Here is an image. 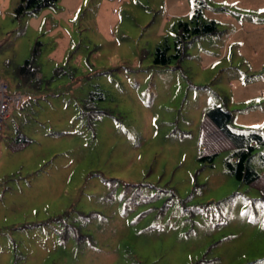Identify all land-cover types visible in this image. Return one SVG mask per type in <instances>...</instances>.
I'll list each match as a JSON object with an SVG mask.
<instances>
[{
  "label": "rangeland",
  "instance_id": "rangeland-1",
  "mask_svg": "<svg viewBox=\"0 0 264 264\" xmlns=\"http://www.w3.org/2000/svg\"><path fill=\"white\" fill-rule=\"evenodd\" d=\"M19 2L0 0V80L22 97L0 137V264H264V194L231 151L200 161L210 108L264 137V0H59L20 20ZM196 10L218 32L156 66Z\"/></svg>",
  "mask_w": 264,
  "mask_h": 264
},
{
  "label": "trees",
  "instance_id": "trees-1",
  "mask_svg": "<svg viewBox=\"0 0 264 264\" xmlns=\"http://www.w3.org/2000/svg\"><path fill=\"white\" fill-rule=\"evenodd\" d=\"M58 1L20 0L15 9V16L20 20L26 16L36 15L44 9L54 7ZM201 17V10H196L194 23L181 22L179 24L174 47L166 43L164 46L156 48L154 54V64L156 66H169L173 59L180 62L187 56V51L196 39L214 35L218 32L216 21L203 23ZM33 61L34 59L27 60L25 65L19 68L20 76L23 79H28L30 74L36 75L37 70L35 72L32 69ZM203 116L201 136L206 150L205 154L200 157V161L213 165L221 151H231V156L226 160L228 173L238 181L258 188L264 194V175L251 166L257 148L264 147V137L259 133L249 135L235 133L231 128L234 118L233 113L222 107L210 108L204 112ZM29 144L30 140L24 138L22 143L20 142L19 148L26 147ZM262 162L264 164V156Z\"/></svg>",
  "mask_w": 264,
  "mask_h": 264
},
{
  "label": "built area",
  "instance_id": "built-area-1",
  "mask_svg": "<svg viewBox=\"0 0 264 264\" xmlns=\"http://www.w3.org/2000/svg\"><path fill=\"white\" fill-rule=\"evenodd\" d=\"M22 100L20 95L10 92V87L0 80V137L5 131V121L10 118L11 108L18 106Z\"/></svg>",
  "mask_w": 264,
  "mask_h": 264
}]
</instances>
